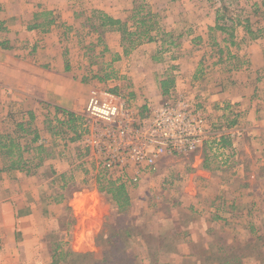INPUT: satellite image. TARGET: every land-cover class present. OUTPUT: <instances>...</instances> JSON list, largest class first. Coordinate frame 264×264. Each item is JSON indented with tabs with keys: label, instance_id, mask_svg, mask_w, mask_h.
<instances>
[{
	"label": "crops",
	"instance_id": "1",
	"mask_svg": "<svg viewBox=\"0 0 264 264\" xmlns=\"http://www.w3.org/2000/svg\"><path fill=\"white\" fill-rule=\"evenodd\" d=\"M134 1L0 0V264H86L87 258H76L80 253L70 247L80 243L87 251L81 254L91 257L96 244L94 222L104 221L113 213V230L123 231L127 225L137 230L140 220L134 217L138 214L135 200L155 191H164L178 201L164 213L165 234L175 240L165 243L170 261L182 264L190 255L194 264H264V38L255 34L248 37L252 42L245 48L228 50L229 65L215 67L211 74L203 75L207 77L205 82L199 76L204 69L195 55L204 49L182 50L179 65L172 67L176 74L168 94L189 93V98L195 97L212 120L221 118L222 110L229 108V129L218 135L222 148L215 145L216 141L212 145L209 141L208 146L196 151L168 157L162 160L158 172L125 186L105 177L99 180L98 165L89 157L78 164L76 159L85 153L83 147L80 149L79 144L84 142L80 135L72 133L66 140L57 135L69 141L68 155L59 142L50 147L52 134L46 128L50 117L53 124L71 120L75 126L82 125L79 115L85 112L89 97L98 88L96 81L109 82L91 75L95 71L94 65L86 67L88 50L94 56L114 54L105 59V69L109 71L111 67L115 75L109 76L118 79L114 91L123 84L121 76L133 78L129 95L103 92L101 97H116L113 101L127 97L143 109L165 95L161 81L172 73L170 65L157 62L163 59L157 37L127 54L118 29L104 28L102 38L91 29L88 34L83 31L95 11L125 21ZM192 1L171 0L166 7L181 8L186 17L185 7ZM151 4L152 8L156 6ZM197 5L201 9L198 22L205 31L197 33L196 28L188 27L180 34L181 39L206 40L210 29L217 28L219 8L214 6L205 13V5ZM237 30L244 33L243 28ZM243 38L247 41V37ZM130 56V72L125 67L120 69ZM17 125L25 129L19 136L23 153L19 167L4 157L2 147L4 136L18 138L14 131ZM25 144L29 146L27 151ZM42 148L51 154L30 161L29 155ZM44 183L60 192L44 193ZM175 183L181 185L175 187ZM159 185L163 190L154 188ZM69 189L72 191L67 195ZM116 189L121 190V197ZM94 197L110 198L111 202L97 212L92 208ZM134 206L135 212L130 215L128 208L132 210ZM68 210L76 221L68 222ZM54 233L65 239L53 245L50 235ZM66 235H72L71 241ZM198 247L210 255L201 257ZM238 248L244 255L235 254ZM253 248L259 252H253Z\"/></svg>",
	"mask_w": 264,
	"mask_h": 264
},
{
	"label": "rangeland",
	"instance_id": "2",
	"mask_svg": "<svg viewBox=\"0 0 264 264\" xmlns=\"http://www.w3.org/2000/svg\"><path fill=\"white\" fill-rule=\"evenodd\" d=\"M151 3H153V6L154 4L156 6L152 8ZM170 3L171 0H135L133 9L130 10L131 12L129 14L128 19L124 21V23L127 24V28L130 31L134 32L135 34L132 35L129 39H125L123 37L122 31H120L122 34L121 44L124 50L127 49V54H129L139 44H142L144 42H149L148 38L146 37L148 34L144 36L146 29L149 30L150 35L158 38V40L161 42L158 51H159V55L162 56L163 59L158 60L157 62L158 64H162V65L164 64L170 65L172 74H170L169 76H167V78L162 80V81L165 80L172 81L169 84L170 87L174 82L175 74H176L172 72L173 71L172 67H176L179 65L178 61L180 60L179 58L180 54L182 55L181 52L182 50L198 51L196 50L198 48L204 49L203 52L202 50H200L199 53H195L196 57H199L200 59V60L198 59V61H201V67H203L204 69V72H202V74H199V76H201L202 78L203 75L207 76V74L209 73L211 74L212 69L215 67H227V65H229V58L226 57L228 50H230L231 48L240 49V50L245 48L250 44V42H252L250 41V39H248L249 36L250 37L255 36L256 34L257 37L264 38V0H194L192 1L191 5H189V7H185L186 17H183L181 8L166 7ZM197 4L205 5L206 8L203 9V12L205 13H207V10L211 11V9L214 8V6H217L219 8L217 28L215 29L216 31L215 30L211 31L210 29L209 31L210 36H207L208 38L206 40L194 39L192 41L191 39H187V40L181 39L180 34L184 32V30L186 29L196 28L197 33L199 32L201 33L205 31L204 28H201L202 24H199L198 22L201 19V14H200L201 9H197L196 7L198 6ZM175 11L177 12L172 15L171 13H174ZM98 12L95 11L93 13L92 16L93 20L92 21L89 20L90 22L88 23V26H86L85 29H83V31L84 32L86 31L87 33L88 30L91 29L94 31L95 34L100 35V37L102 38L101 34H103L104 28L99 27V24L103 20V16ZM143 21H146L144 25H142ZM238 28H243L245 34L244 33L241 34L237 30ZM197 33H195V35H198ZM138 35H142L144 41L139 43ZM242 37H247V39H245L247 41H244V38L242 39ZM235 43H238V45ZM84 44H85V40H84ZM113 55H114L113 53L107 52L104 55L97 54L94 56L93 52L88 50L86 67L90 65H94L92 69L95 71L93 73L91 72V75L92 76L97 75L98 77H100V79L97 80H106V81L109 80V82H107L106 84L96 81L97 84L96 86H98V88L94 89L93 93H97L98 95H101L100 93L104 92L109 95H115V96H118L119 94H121V96L129 95L130 93L129 91H132L130 90L129 83L130 82L132 83L133 78L128 79L125 76H121V81H123V84L121 85V88L119 90L117 89V91H114L115 86L118 85L117 83L118 81H116L118 79L115 80L111 76H109V75H114L113 74L114 71L111 70V67L109 71L105 69L106 57L110 59L112 58ZM130 57L131 58L124 59V62L120 64L121 66H119L120 69H123V67H125L124 69L127 70V72H130V69L132 68L133 65V58L132 56ZM107 67L109 68V66ZM106 73L108 74V76ZM124 75H127V73L124 72ZM206 79L207 77L202 78L201 81L205 82ZM162 81H161V89L163 88ZM177 94L184 96L189 101V103L192 104V107H196L197 110H200L202 113H204L207 119L210 120V122L214 124L216 128H218V131L220 130V133H224V132L227 133V130L229 129V121H230L229 108H225L224 111L222 110L224 114L221 118L219 117L217 118V120H212L210 114L205 109V107L200 106L199 104L196 103L197 101H195L196 100L195 97L189 98L190 94L187 92L185 93L177 92ZM168 95L169 94L167 93V95L165 94L164 96H162L161 99H157L153 102L159 103L161 101H164ZM115 98L111 97L112 100H114ZM79 116H80V120H83L82 114ZM53 120L54 119L50 117L49 123L46 124V128L50 130L52 134L49 142L50 147L52 148V146H54L56 142L57 143L59 142L63 145L61 147V150L65 149L66 151L65 154L68 155L69 153L67 151L69 150V147H71L69 146L70 145L69 141L64 142L63 138L61 139L57 135L60 134L62 137H65V140L70 139V137H72L70 136L72 133L73 134L76 133L78 136L79 133L83 131V127L82 125L75 126L74 121L71 120L69 121L70 123L68 122L65 124H59L58 122L56 124H53L51 122ZM14 128H15L14 131L16 135H18V138L17 136L11 137L8 135L7 137L6 136L3 137L4 140L3 143H5L6 145L3 151V155L4 157H7L9 162H13V165L20 166L22 162L21 156L23 153L20 151L19 144L21 142L19 140L20 138L19 136L23 133V131L20 129L19 125H17V127ZM27 129H31V128H27ZM32 131H35V129L32 128ZM27 135L28 133L25 134V136ZM64 144L66 145L64 146ZM207 144H210V142H205L202 146H208ZM79 145L81 147L80 149H82V147L84 149L85 146H83L82 142ZM24 147H25L24 150L27 151V148L29 146L25 144ZM49 151L50 150L44 153V150L42 148L39 149V151L31 153L29 155L30 161L33 159L32 161L35 162L37 159H39V156L51 154ZM76 152L79 153V151ZM83 155L81 158L76 159V161H78V164L83 163L84 162L83 160L86 157H89L88 160L94 161L98 165L99 160L94 154L84 153ZM97 170H100L99 166ZM161 170L163 172L165 170V167L162 166ZM28 171H27L28 173L31 172L30 169H28ZM46 171L48 172L49 168H47ZM45 175L47 174L45 173ZM105 176L106 175H104V172L101 171H99V174L97 175L99 180H101V178H104ZM178 185L181 184L175 183L174 186L178 187ZM43 186L44 188H42V191H44V193L47 192L48 194L53 195L54 192H58V193L60 192L57 188L52 190L51 187H49V185L45 187L46 186L45 183ZM72 186L74 187L75 184H73ZM134 188L137 187L134 186ZM154 188H157L159 191L163 190V186L160 185L154 186ZM71 191L72 190L69 189L66 192L67 195L71 194ZM170 197L171 196L165 194L164 191L159 193L155 191L154 194L145 193L140 197L137 196V199L135 200L136 201L135 206L138 205V208L136 209L138 216L136 215L134 217L135 219L139 217L140 222L137 223L139 228L137 230L136 228H133L132 229L133 237L129 238L124 243V248L126 246H129L128 252L131 256H133L136 264H176V262L170 261L169 259H171V257H168L165 254V250H166L165 243H170V241L171 242L175 241L168 239L165 234V227H167V225L165 223L166 217H164V213H166V211L170 212L171 204L178 203V201L174 197L172 198ZM108 199L110 198L102 199L100 197H94L92 200L93 203L92 208L94 210L96 209L97 212H101L102 209L107 207L105 206V203L109 205V202H111ZM83 203L85 204L86 201H83ZM135 206L132 210L130 209V207L128 208V212L130 215H132L133 212H135L134 210ZM66 215H67L66 218H68V222L76 221V219H74V217L72 216L69 210L68 212L66 211ZM109 216L110 217H108V219L106 218V220L104 221L97 219L94 222L95 230L97 231L96 244L98 245V247H96L95 244V248H94L95 252H93V255L90 258L89 257L87 258L88 260L86 264H102L101 260H103L104 257H107L105 256V253L103 254V252L104 251L107 252L108 249H110V247L112 246L111 242L115 240L108 238L107 235H111L113 232L112 230L115 225L114 218L116 217V214L113 213L112 215ZM156 229L158 230L156 231V233L159 234L151 233V231ZM54 234L55 235H50L52 236L50 237V239L53 245L58 243L59 241L61 242L62 239H65L64 236H61L60 234L57 233ZM66 238L68 239L70 238L68 241H71L72 235H66ZM123 239H125V235H123ZM118 240L122 241L121 237H119ZM70 248H72L74 251H77L80 254L87 252L83 247L80 246V243L75 248L74 247H70ZM197 249L199 250L201 249L200 251L201 257L207 254L204 253V249L199 247ZM122 250L124 251L123 248H119V252H121ZM241 250L242 249L238 248L235 254L238 256L244 255V253ZM257 251L259 252L258 248H253V252H257ZM207 255H210V253H208ZM213 256L217 257V255H213ZM193 259H194L193 256L187 255V258L183 259L182 264H194V262L192 261ZM177 264H179V262ZM204 264H222V263H219L218 261H214V262H206ZM258 264L260 263L258 262Z\"/></svg>",
	"mask_w": 264,
	"mask_h": 264
},
{
	"label": "built area",
	"instance_id": "3",
	"mask_svg": "<svg viewBox=\"0 0 264 264\" xmlns=\"http://www.w3.org/2000/svg\"><path fill=\"white\" fill-rule=\"evenodd\" d=\"M142 107L127 97H89L79 135L85 153L97 157L109 180L131 186L158 172L165 158L196 151L209 141L223 147L220 130L176 92Z\"/></svg>",
	"mask_w": 264,
	"mask_h": 264
},
{
	"label": "trees",
	"instance_id": "4",
	"mask_svg": "<svg viewBox=\"0 0 264 264\" xmlns=\"http://www.w3.org/2000/svg\"><path fill=\"white\" fill-rule=\"evenodd\" d=\"M98 13H100L103 16V20L100 22L99 27L118 29L119 31H122L123 37L125 39H129L132 35L135 34L134 32L130 31L127 28V24L124 23L123 20L116 19V18H114V17H112L106 13H103L101 11ZM145 22L146 21H143L142 25H144ZM150 27H152V26H150ZM146 34H148L146 37L148 38L149 41H152L154 39V36L150 35L148 29L145 30L144 36ZM138 36H139V43L144 41V39L142 38V35H138ZM125 52L127 53V49H125ZM170 82H172V81H170V80L162 81V85H163L162 92L164 94H166L168 92V89L170 87L169 86ZM19 127L22 131L25 130L23 125H19ZM2 147H3V149H5V147H6L5 143H2ZM116 194L118 195V197H121L122 196L121 190L116 189ZM122 200L125 201L126 198H124ZM112 231H113L112 234L108 235V238L115 239V240H113L111 242L112 246L110 247V249H108L107 252H105V251L103 252V254L105 253V256H107V257H104L103 260H101L102 264H136L133 256H131L128 252L129 246H126L124 248L125 241L128 240L129 238L133 237L132 227L130 225L129 226L127 225L123 228V231H122V228L120 230L115 229ZM123 235H125V239H123ZM119 237H121L122 241L118 240ZM119 248H123L124 251L122 250L121 252H119ZM84 257L88 258L90 256L88 254H86V255L76 254V258H84ZM54 262L56 263L55 260H54Z\"/></svg>",
	"mask_w": 264,
	"mask_h": 264
}]
</instances>
